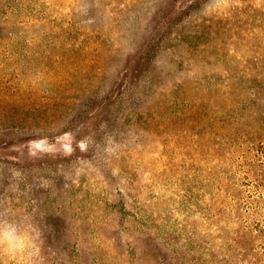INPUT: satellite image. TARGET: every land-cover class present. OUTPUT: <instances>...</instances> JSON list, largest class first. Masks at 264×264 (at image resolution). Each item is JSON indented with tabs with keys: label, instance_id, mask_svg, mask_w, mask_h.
<instances>
[{
	"label": "rangeland",
	"instance_id": "rangeland-1",
	"mask_svg": "<svg viewBox=\"0 0 264 264\" xmlns=\"http://www.w3.org/2000/svg\"><path fill=\"white\" fill-rule=\"evenodd\" d=\"M252 156L264 0H0V264H264Z\"/></svg>",
	"mask_w": 264,
	"mask_h": 264
},
{
	"label": "clouds",
	"instance_id": "clouds-1",
	"mask_svg": "<svg viewBox=\"0 0 264 264\" xmlns=\"http://www.w3.org/2000/svg\"><path fill=\"white\" fill-rule=\"evenodd\" d=\"M38 238L39 232L31 224L22 226L0 219V254L15 257L17 253H22L27 247H31L33 252L30 255H36L39 252L35 244Z\"/></svg>",
	"mask_w": 264,
	"mask_h": 264
},
{
	"label": "trees",
	"instance_id": "trees-1",
	"mask_svg": "<svg viewBox=\"0 0 264 264\" xmlns=\"http://www.w3.org/2000/svg\"><path fill=\"white\" fill-rule=\"evenodd\" d=\"M253 157L254 156L250 159L249 157L244 159V162L240 163V165L244 167L249 174H252L251 176L257 182L256 187L264 194V160L257 161Z\"/></svg>",
	"mask_w": 264,
	"mask_h": 264
}]
</instances>
